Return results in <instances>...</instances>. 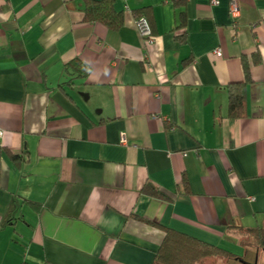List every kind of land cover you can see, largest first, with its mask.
<instances>
[{
  "label": "crops",
  "instance_id": "crops-1",
  "mask_svg": "<svg viewBox=\"0 0 264 264\" xmlns=\"http://www.w3.org/2000/svg\"><path fill=\"white\" fill-rule=\"evenodd\" d=\"M239 5L115 0L112 30L84 0H0V264H152L168 229L228 249L264 227V0Z\"/></svg>",
  "mask_w": 264,
  "mask_h": 264
},
{
  "label": "trees",
  "instance_id": "trees-1",
  "mask_svg": "<svg viewBox=\"0 0 264 264\" xmlns=\"http://www.w3.org/2000/svg\"><path fill=\"white\" fill-rule=\"evenodd\" d=\"M115 0H84V14L87 22H100L109 29L118 30L123 26L124 14L117 11L114 6ZM136 18L145 17L153 26V12L151 7H143L134 11ZM179 30V31H178ZM176 31L179 38L185 37L186 28L180 24ZM253 62L261 61L260 53H256ZM78 62L79 65L83 63ZM83 66V65H82ZM85 66V65H84ZM245 80L233 82L228 86L229 103L228 116L232 118L243 117L246 113L247 86L252 82L250 62L244 58ZM144 191L157 197L164 198V193L152 184L144 187ZM8 223L12 222L7 217ZM248 235L255 237L261 245L264 243V227H239ZM264 245V244H263ZM242 255L231 250L209 244L194 237L168 229L166 236L158 249L152 264H217V260L240 259ZM32 264V263H23Z\"/></svg>",
  "mask_w": 264,
  "mask_h": 264
},
{
  "label": "rangeland",
  "instance_id": "rangeland-1",
  "mask_svg": "<svg viewBox=\"0 0 264 264\" xmlns=\"http://www.w3.org/2000/svg\"><path fill=\"white\" fill-rule=\"evenodd\" d=\"M243 242L238 243H228L226 244V247L228 249H231L239 254H241L243 257L248 259L250 262H255L256 264H264V252L261 251L259 248V254L260 258L259 261H257V242L255 240V237L251 235H244ZM217 264H241L238 260L235 259H227V260H217Z\"/></svg>",
  "mask_w": 264,
  "mask_h": 264
},
{
  "label": "built area",
  "instance_id": "built-area-1",
  "mask_svg": "<svg viewBox=\"0 0 264 264\" xmlns=\"http://www.w3.org/2000/svg\"><path fill=\"white\" fill-rule=\"evenodd\" d=\"M213 3H217V0H213ZM230 12L234 18L236 24H238V18L240 16V5L239 0H230ZM136 27L140 33V35L147 39L149 42H153V31L150 23L145 17H141L136 20ZM214 53L218 56L222 55V49L217 48ZM4 130L0 127V139L3 137ZM122 143H127V139L125 136L122 137Z\"/></svg>",
  "mask_w": 264,
  "mask_h": 264
},
{
  "label": "flooded vegetation",
  "instance_id": "flooded-vegetation-1",
  "mask_svg": "<svg viewBox=\"0 0 264 264\" xmlns=\"http://www.w3.org/2000/svg\"><path fill=\"white\" fill-rule=\"evenodd\" d=\"M256 242H257V248H256V251H257V261H259V258H260V254H259V248L261 249V251H263L264 252V243L261 245L257 240H256ZM236 260H238L241 264H256L255 262H250V261H248V259H246L245 257H243L242 256V258H240V259H236Z\"/></svg>",
  "mask_w": 264,
  "mask_h": 264
}]
</instances>
